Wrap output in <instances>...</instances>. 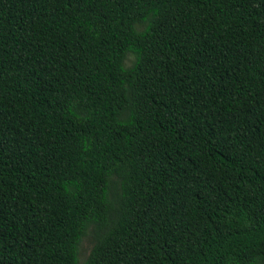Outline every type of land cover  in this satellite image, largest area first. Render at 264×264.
<instances>
[{
    "label": "trees",
    "instance_id": "trees-1",
    "mask_svg": "<svg viewBox=\"0 0 264 264\" xmlns=\"http://www.w3.org/2000/svg\"><path fill=\"white\" fill-rule=\"evenodd\" d=\"M0 264H264V0H0Z\"/></svg>",
    "mask_w": 264,
    "mask_h": 264
},
{
    "label": "rangeland",
    "instance_id": "rangeland-1",
    "mask_svg": "<svg viewBox=\"0 0 264 264\" xmlns=\"http://www.w3.org/2000/svg\"><path fill=\"white\" fill-rule=\"evenodd\" d=\"M91 244H92L91 234L90 231H87L86 235L81 238L78 246L77 258L79 261L85 258V256L89 251V248L91 247Z\"/></svg>",
    "mask_w": 264,
    "mask_h": 264
}]
</instances>
